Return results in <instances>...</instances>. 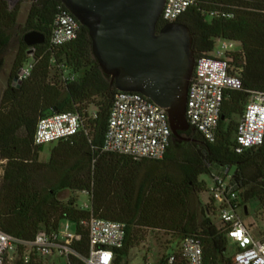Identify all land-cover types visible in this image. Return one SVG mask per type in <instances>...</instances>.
I'll list each match as a JSON object with an SVG mask.
<instances>
[{
	"label": "trees",
	"instance_id": "trees-1",
	"mask_svg": "<svg viewBox=\"0 0 264 264\" xmlns=\"http://www.w3.org/2000/svg\"><path fill=\"white\" fill-rule=\"evenodd\" d=\"M66 11L61 0H37L21 27L20 6L10 10L0 0V76L13 38L21 31L0 100V160L6 161L0 183V230L25 245L7 263L44 264L46 257L32 243L40 231L57 234L63 221L74 224L80 236L71 248L87 256L85 223L97 217L126 225L123 247L114 250V264L125 263L130 249L142 243V230L163 231L181 240L195 237L202 244L205 264H234L222 222L212 220L217 214L213 201L203 204L199 198L207 191L199 178L213 177L215 166L223 172L235 168V203L244 207L257 199L264 216V143L239 151L236 141L247 104L254 93L264 94V0H200L178 19L191 30L196 59L211 57L217 41L239 46L225 58L229 73L242 80V89L224 92L213 141L190 128L181 135L192 141H173L172 136L161 160L104 152L118 91L95 59L85 27L71 43L51 46L55 18ZM164 25L160 20L158 30ZM31 32L44 43L29 47L24 36ZM28 64L29 77L15 84ZM92 106L96 111L90 114ZM59 113L78 114L80 130L54 142L49 160L41 161L42 146L34 145L37 124ZM64 192H88L90 209L83 210L74 198L62 200Z\"/></svg>",
	"mask_w": 264,
	"mask_h": 264
},
{
	"label": "built area",
	"instance_id": "built-area-1",
	"mask_svg": "<svg viewBox=\"0 0 264 264\" xmlns=\"http://www.w3.org/2000/svg\"><path fill=\"white\" fill-rule=\"evenodd\" d=\"M9 9H14L22 0H4ZM200 0H166L161 21L176 23L178 19ZM35 2L32 0V3ZM80 23L68 11L55 18L50 44L62 47L76 40L80 33ZM234 43L222 41L211 57L196 59L190 81L186 118L190 128L197 130L205 140L213 141L220 120L224 92L241 90L242 80L229 73L226 55L232 51ZM238 51V50H236ZM31 55V54H30ZM32 64H28L18 74V82L27 79ZM81 127L78 114L59 113L41 118L34 134V145L43 146L75 136ZM172 131L167 111L139 93L120 92L114 97L110 110L108 128L104 138V152L132 157L136 160H161L169 146ZM236 141L241 149L258 148L264 143V94L254 93L247 104L239 123ZM6 162L0 160V163ZM213 174L210 199L226 232L233 250L234 264H264V234L254 233L252 225H247L240 212L245 206L235 203L237 192L231 179L226 182L223 174ZM1 183V177H0ZM89 195L88 192H82ZM89 210L90 206H81ZM89 236L87 256L71 248L80 240L76 233L69 232L66 222L65 234L49 235L40 231L32 247L43 257L58 252L67 264H114V250L123 247L126 225L97 217L85 223ZM24 242L0 230V264H8L15 258L19 246ZM29 260L28 255L24 257ZM75 261V262H74ZM164 264H205L201 242L192 236L184 237L176 251L167 254Z\"/></svg>",
	"mask_w": 264,
	"mask_h": 264
},
{
	"label": "water",
	"instance_id": "water-1",
	"mask_svg": "<svg viewBox=\"0 0 264 264\" xmlns=\"http://www.w3.org/2000/svg\"><path fill=\"white\" fill-rule=\"evenodd\" d=\"M61 2L89 31L93 55L117 91L139 93L165 109L173 141H192L181 133L190 130L186 108L196 63L193 36L180 22L158 30L166 0ZM24 41L29 47L44 43L34 32Z\"/></svg>",
	"mask_w": 264,
	"mask_h": 264
},
{
	"label": "rangeland",
	"instance_id": "rangeland-1",
	"mask_svg": "<svg viewBox=\"0 0 264 264\" xmlns=\"http://www.w3.org/2000/svg\"><path fill=\"white\" fill-rule=\"evenodd\" d=\"M20 14L18 17V24L22 27L25 24L29 9L32 5V0H22L19 4ZM21 31H18V35H15L11 44L10 51L6 56L5 65L1 72L0 76V98L3 90L7 87L8 77L11 69V65L15 56V53L18 48V39ZM222 41H217L215 48H220ZM235 44V43H234ZM239 49V46L235 44L232 51ZM96 111V107H90L89 113L93 114ZM234 120H238V117H234ZM55 143L46 144L42 146L41 151V160L48 161L50 158V153ZM221 169L217 166L213 167V174H220ZM225 173V172H224ZM235 173V168L230 169L227 174H223V178L226 182H229L231 177ZM200 182L206 184V192H203L199 195L200 200L203 204H206L210 199L209 190L213 187L214 181L213 177L210 175H202L199 178ZM74 198L78 201L80 206L89 205V196L82 192L71 193L64 192L61 194L62 200H67ZM247 208L248 215H245L244 211H241L240 214L247 225H252L254 228V233L264 234V216L261 217V208L257 199H252L245 204ZM212 220L215 224L220 223V216L217 213L212 216ZM66 222H61L59 227L60 237H63L65 234ZM69 232L75 233V225L70 223ZM140 240L142 243L133 247L129 251L127 258L128 264H157L160 258L163 255L170 253L171 250L176 251L179 246L181 239H178L176 236L170 235L163 231H149L142 230L140 231ZM44 264H67V260L62 258L58 252H55L53 255L46 257Z\"/></svg>",
	"mask_w": 264,
	"mask_h": 264
},
{
	"label": "crops",
	"instance_id": "crops-1",
	"mask_svg": "<svg viewBox=\"0 0 264 264\" xmlns=\"http://www.w3.org/2000/svg\"><path fill=\"white\" fill-rule=\"evenodd\" d=\"M7 85H8V83H7ZM7 88V87H6ZM5 88V89H6ZM4 89V90H5ZM4 90H3V92H4ZM3 92H2V94H3ZM2 94H1V96H2ZM0 100H1V98H0ZM40 160H41V154H40ZM42 161V160H41ZM6 164V162H3V163H0V177H1V179H2V176H3V173H4V171H3V167H4V165ZM72 193V192H71ZM76 194V193H75ZM69 230H70V228H69ZM161 259V258H160ZM123 264H128V262H127V260H126V262L125 263H123ZM157 264H160V260L158 261V263Z\"/></svg>",
	"mask_w": 264,
	"mask_h": 264
}]
</instances>
